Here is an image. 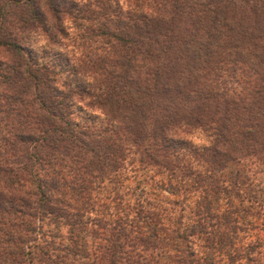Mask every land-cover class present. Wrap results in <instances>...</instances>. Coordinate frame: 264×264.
<instances>
[{
	"label": "trees",
	"instance_id": "16d2710c",
	"mask_svg": "<svg viewBox=\"0 0 264 264\" xmlns=\"http://www.w3.org/2000/svg\"><path fill=\"white\" fill-rule=\"evenodd\" d=\"M74 1L0 0V264H264V0Z\"/></svg>",
	"mask_w": 264,
	"mask_h": 264
},
{
	"label": "rangeland",
	"instance_id": "374dc122",
	"mask_svg": "<svg viewBox=\"0 0 264 264\" xmlns=\"http://www.w3.org/2000/svg\"><path fill=\"white\" fill-rule=\"evenodd\" d=\"M78 1L79 0H76L74 2H76V4L77 3L86 4L87 2V4H90L92 7H94V3H95V0H80V2ZM117 1L121 3L122 0H117ZM62 27L65 30V35L61 36V34H58V37L63 40V45L61 46L55 44L51 45L52 49L50 55L44 57V59L49 61L50 63H53L54 56L52 57V53H55L56 51H60L62 53H70L73 50L77 54L83 52L81 46L83 39L80 37L79 35L80 32H78V29L73 26L71 19L66 17L63 18ZM29 39L31 41L30 46L37 53H41L44 50L43 47L45 45V42L41 37H39V35L32 34ZM47 49L49 50V48ZM64 76L65 73L60 68H58L57 79L59 84L61 83L62 80H64ZM191 139L193 144L198 147L203 146L207 143L206 138L199 132H195L193 135H191ZM152 172L153 171H149V172L144 171L142 174L144 176L149 177L153 174ZM245 175L249 176V178L252 180V183L246 181V183H248V188H246L245 191L251 195L254 194V197H258V199H261V202L264 203V173L259 172V168L257 166L250 165L249 163L246 162H233L223 172L217 174V179L226 180V179H231ZM142 177L140 179H142ZM135 183H136L135 180L132 179L128 180V184L131 186L135 185ZM133 194L134 193H131V190L124 189V197H134ZM149 197H154V196L151 195Z\"/></svg>",
	"mask_w": 264,
	"mask_h": 264
}]
</instances>
